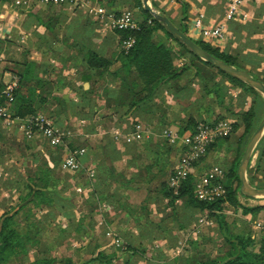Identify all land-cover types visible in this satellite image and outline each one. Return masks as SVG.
Masks as SVG:
<instances>
[{"label": "crops", "instance_id": "1", "mask_svg": "<svg viewBox=\"0 0 264 264\" xmlns=\"http://www.w3.org/2000/svg\"><path fill=\"white\" fill-rule=\"evenodd\" d=\"M151 3L156 10L166 14L177 26L186 27L188 33L192 30V26L200 14H204L206 24H211L223 18L226 7V0H151ZM132 8L128 0H92L90 3L81 6L45 5L39 3L38 0H34L28 7L17 6L14 0H3L0 3V42L7 43L10 53L16 54V58L8 61L10 66H6L10 70L1 73L0 82H7L13 76L18 75V72H23L32 66L34 76L31 81L23 85L24 92L27 95L34 92L38 96L37 99L39 97L40 99L47 98V106L52 104L48 106L52 109L49 110L48 116H55L56 118L59 116L77 117L79 127H86L90 123V128L86 131L87 134L85 135L83 132V138L84 136L89 138L91 134L99 132V123L91 124L94 119L100 121L98 116L107 115L109 121L113 123L111 127L101 130L105 136L95 145L96 147H89L94 151L97 149L98 153L96 155L93 152L92 155L90 153L89 162L83 169L88 182L85 183L84 179L75 181L73 178H71L73 180L69 178L64 186L61 193L62 198L66 202L69 201L71 206L67 203L63 206L61 202H57L53 207L41 211L45 217V229L41 232V236L47 232L49 223L69 227L72 222L75 223L80 219L82 213L86 212L87 216L83 225L85 232L76 237L75 231H64L63 240L55 243L53 249L45 248V244L49 243L50 240L41 239V243L28 246V253L20 261L10 264H46L49 261H52L49 264H101L99 261L91 263L92 259L96 257L93 252L95 247L98 248V252L105 251L107 254H115L109 264H123L125 258L122 251L125 248H123V243L128 241L137 246L148 248L150 250L148 257L150 256L149 259L152 261L144 258L138 259L152 262V264L157 262L155 256L158 251H162L167 257H169V251L175 252L174 257L183 253V241L186 240L185 232L189 227L184 230L171 231L169 236L168 232L160 233L157 229L153 231L151 228H147L149 226L145 225V220L139 224L132 216L124 212L117 214L116 208L108 201L96 203L92 209L87 205V200L90 198L94 186L98 192L106 188L108 200L115 202V205H118V202L112 199V195L115 193L118 196L123 195L124 190L120 184L108 174H104L106 186L97 183L98 165H103L107 173H110L108 167H114L116 173H122L126 178L138 175L142 166V160L139 159V155H134L133 151L136 149L140 154L144 148L141 146L137 148L139 145L137 142L126 143L123 137L132 131L128 132L126 120H144L143 114L142 117L139 113L130 114L129 117L123 112L118 114L107 112L105 114V108L102 106L103 98H116L123 95L122 77L118 78L109 72L101 75L87 62L89 54L94 52L112 61L109 66L110 71L121 70L120 52L124 50L122 33L112 28L110 21L113 16L116 17L123 11ZM244 9L248 12L249 18L243 22L229 21L227 23V38L222 42H210L198 34L192 38L204 40L220 51L237 56L240 63L243 64V68L252 70L253 73L264 78V0H245ZM155 37L160 39L165 38V35L162 31H158ZM181 60L177 61L178 65H181ZM120 73L122 74V71ZM132 75L133 79L137 78L135 72ZM38 78L43 81L40 82ZM192 78L193 75L191 74L184 77L183 80L187 82ZM38 80L39 84H37ZM192 84L197 85L195 82ZM177 94L168 91L161 92V97L157 98L160 103H157L154 109L160 104L179 105L182 100H186L187 105L184 104L182 107L184 113L188 112L189 109L187 110L186 107L194 106L196 97L189 91L177 92ZM199 96L201 97V95ZM182 97L184 99H181ZM57 100L75 107V113L71 112L72 114L67 115L64 108H60L58 103H54ZM83 100L89 102L85 109H82L81 103H79ZM39 112L41 111L37 113ZM216 112L214 108L211 111L214 114L211 115L202 112H189L188 115H182L177 111L173 117L179 116L184 119L182 117H188L192 114L195 117L208 116L211 118L209 116L215 117L219 113ZM168 117H170L169 113H167ZM176 121L174 119V123H172V119L168 118L165 125L175 124ZM146 124L150 127V131L153 130L150 124L147 122ZM0 129L4 131L3 129L7 128L0 125ZM67 131L69 136L74 135V132ZM117 131L125 132L120 142L115 136ZM153 131L146 138L153 140L150 139L152 148H159V143L153 138L155 136L152 135ZM25 137L28 138L26 135ZM33 138H37V140L30 146L24 147L28 156L30 154L32 156L34 154L44 155L51 167L58 169L59 166L62 169L60 164L66 154V148L50 145L40 134L28 139ZM38 139H44L45 144H42L41 140ZM68 145L70 148H76L70 142ZM89 148L87 147L88 151ZM261 150V147H255L250 158V165L256 163L258 159L264 160V153L261 155ZM28 156L26 155L22 160L11 155L9 164L0 163L2 168H0V218L4 214L16 212L20 207V196L26 183L29 182L28 178L33 175L39 165V162L32 158L28 162L27 158H30ZM142 159L145 160V157ZM169 161L170 169H173L178 161V149L175 147H172ZM145 163L150 162L146 159ZM9 166L12 168L9 169ZM88 167L94 171L93 176L89 174ZM66 172L70 176H79L82 171ZM156 187L158 184L155 185ZM152 193L155 195L154 190ZM124 194L128 196L127 201L133 209L140 211V206L145 199L138 202L134 201L133 197L144 196L146 198L149 195V190L145 187L134 191H125ZM132 194L135 196H131ZM76 197L81 198L79 205ZM121 197H123L122 203L126 201L124 196ZM160 203L166 207L160 206ZM177 206L180 220H182L188 216V208L181 200L178 201ZM170 210V207L167 206V200L160 199L159 203L150 205L149 218L154 222H160L169 214ZM117 237L122 242L120 246L115 241ZM158 262L164 264L163 259Z\"/></svg>", "mask_w": 264, "mask_h": 264}, {"label": "trees", "instance_id": "2", "mask_svg": "<svg viewBox=\"0 0 264 264\" xmlns=\"http://www.w3.org/2000/svg\"><path fill=\"white\" fill-rule=\"evenodd\" d=\"M128 1L138 12L136 14L138 28L135 30L119 31L122 33V38L133 36L136 39L133 47L129 50L124 49L120 52V61L122 63L121 70L110 71L109 66L112 64V61L97 53L92 52L87 57V62L90 67L97 69L101 75L109 72L111 75L118 78L122 77L121 81L123 84H121V86L124 89L123 95H119L116 98L108 97L109 102L106 104L107 107L112 110V113L118 114L123 112L125 115L128 114V117L133 113H139L141 117L143 114L144 120H148L147 123L151 124L149 123V117L147 115L149 113V105H156L158 103L157 98L161 97V92H174L178 95L177 92L189 91L195 80L192 78L186 82L183 79L192 74L193 77L195 76L200 79V87H202L201 90H203V93L201 94L202 99L208 100L209 97L212 99V93H214L216 103L221 105L223 97L225 98L222 93L223 91L224 93H227L228 89V86L225 83H231L241 87L244 91V96L249 94L254 96L251 106L241 111L240 115L241 125L244 127L243 136L246 137L259 120V115L257 113L258 107L256 105L257 101H259L257 98H260V95L246 83L218 70L210 62L201 59L184 44L176 40L161 22L157 21L150 12L144 9L142 0ZM178 27L185 33H188L186 27ZM158 31H162L165 38L156 39L155 34ZM195 41L215 57L237 68L248 71L251 75L260 79L264 83V78L243 68L237 56L220 51L218 48L212 47L211 44L204 40ZM179 59H182L181 65H178L177 63ZM103 68L105 69L102 70ZM120 71H122L123 75ZM133 72L137 75L136 79H133ZM213 72L216 73L217 76L213 74ZM17 74L20 77V86L16 90L13 103L15 114L20 117L36 114L42 104H47L48 100L47 98L40 99V97L37 99L38 96H36L34 92L29 95L24 92L23 85L33 79L34 69L32 66H29L23 72H18ZM218 76L219 79H216ZM39 80L40 82L43 81L42 79ZM39 80L37 81V84H39ZM191 93L192 92H190V94ZM211 99H209L208 102H211ZM260 101L261 103L263 102L261 99ZM79 103H81V108L85 109L89 102L83 100V102ZM208 106V109L212 108L211 103L208 104ZM219 117V115H216L213 120L222 119ZM128 121L129 120H126V122ZM200 121H212V119L210 120L208 117H195L190 114L187 120H185V124H181L179 128L181 131L193 130ZM131 123L132 125H135L137 121L133 120ZM165 123L166 120L159 122L160 125H165ZM232 125H234V128H237L240 126V123L235 122L232 123ZM162 127L164 128L165 126ZM162 127L159 133L162 132ZM229 136L213 142L208 148L206 154L214 145H216L217 141L221 142L227 140ZM151 140L137 145V148L141 146L145 151H150L149 153H143L141 151L139 154L136 149L133 151L134 155H139V159L142 160V166L139 174L136 176L126 178L122 173H116L114 167H108L107 169L108 171L110 170V173H107L106 168L103 165H98L99 173L97 175V183L99 185H105L104 174H108L120 184V187L124 191L123 195L118 196L117 193L112 195V199L118 202V205H115V202L108 200V190H106V188L105 190L101 189V192H98L94 186L90 198L87 200V205L91 209L96 203L108 201L111 205L113 204L114 208H116L118 211L117 214L124 212L125 214L132 216L139 224L145 220V225L149 226L147 228H151L153 231L154 229H157L160 233L168 232L169 236L171 231L180 229L184 230L187 227L192 226L194 220H198L204 212L215 219V223H217L219 228H226L227 224L224 221L225 214L222 211L225 203H231L236 206V208H241L244 214H256L257 212L264 210V204L246 206L240 201V197L246 196H243L239 192V180L237 176L239 157L233 159L227 170L223 169V178L220 180L218 179V181L223 184L225 193L213 200H201L196 197L195 187L197 180L192 173L188 174L187 178L182 181L180 187L177 189L170 186L169 180L174 171L173 169H170L171 164L169 158L173 146L165 139L162 144H159V148H152L153 145ZM260 147L262 148L261 155H263L264 136L256 145V148ZM85 148L87 153L83 158V162L87 164L89 162V156L93 153L96 155L98 150L96 149V151H94L91 148V150L88 151L87 147ZM143 157H145V160L147 159L150 163L146 164L145 160L142 159ZM204 157L199 161L203 160ZM199 161L195 165H197ZM38 162L39 165L36 168V171L33 175L29 176V182L25 185V188L28 190L27 194H21L20 196V207L16 212L4 214L3 217L0 218V264H10L20 261L23 256L28 253V246H35L41 243V239L50 240L53 244H50V242L46 243L45 248L53 249L55 243H59L63 240L64 231H75L76 237H79L85 232L83 225L87 216L86 212L82 213L80 219L75 223L72 222L69 227L49 223L47 232L41 236V232L45 229V217L41 211L53 207L57 202H61L63 206L66 205V203L70 206L71 204L69 201L66 202L61 194L69 179V175L57 172V168L51 167L46 158H43V161ZM84 172L85 170H82L81 174L85 176ZM258 173L264 175L263 159H258L255 166H251L250 162L248 164V179L251 178L250 176ZM67 176L68 178H66ZM164 176H169V178L167 179ZM78 177L71 176L70 178L75 179ZM156 184H158V187L155 188ZM145 187L149 190V195L142 202L140 211H136L127 201L128 196L125 195L124 192L126 190L128 192ZM153 190L155 191V195H152ZM121 196L126 198V201L123 203L121 202L123 199ZM160 199L167 200V206L170 207L171 210L160 222H154L149 218L151 212L150 205L159 203ZM179 200L184 202V205L187 206V210L189 211L188 216L182 218V220H180V215L178 213L177 203ZM263 200L264 199L257 201ZM20 218H22V220H20ZM262 222L263 227L261 229H263V231L258 238L254 237L247 231L238 234H227L225 239L227 247L224 253L220 256H205L204 254L206 252L201 249L202 242L193 238H188L186 240L183 253L173 259H169L162 251H158L157 254L164 260V264H264V218ZM21 225H23L22 228ZM51 226H53L56 231L51 230ZM123 248L122 251L125 255L123 264H135L138 260L137 258L150 260V256L148 257L150 250L146 247L137 246L128 241L125 242V244L123 243ZM93 252L96 257L92 259L91 263L99 261L101 264H109L115 256V254H107L105 251L98 252L97 247L93 248ZM150 254L152 255V253ZM51 262L52 261H49V263ZM154 264L161 263L154 262Z\"/></svg>", "mask_w": 264, "mask_h": 264}, {"label": "rangeland", "instance_id": "3", "mask_svg": "<svg viewBox=\"0 0 264 264\" xmlns=\"http://www.w3.org/2000/svg\"><path fill=\"white\" fill-rule=\"evenodd\" d=\"M3 0H0V3H2ZM131 11H133L135 17L136 14L138 13L136 9L132 8ZM9 45L7 43L4 42H0V75L3 71H9L10 68H7L9 65L8 61H11L12 59L16 58V54L10 53L9 51ZM189 59V58H188ZM243 65V64H242ZM7 66V67H6ZM6 67V68H5ZM5 68V69H4ZM195 70V69H194ZM251 72L253 73V71L251 70ZM213 74H215L217 76L216 73L213 72ZM261 77V76H259ZM8 78V77H6ZM193 79L195 80V85H192L189 89L190 92H192V94L196 97L195 100V104L192 107H186V109L189 111L186 113H184L183 111V105L186 104L187 102L186 100H182L179 105L174 104V105H170V104H165V105H159L156 106L153 104H150V108H149V113L147 114L149 117V123H151L150 125L152 126L151 128L154 130L152 135H155L153 138L156 139V141L159 144H162V142H164L165 138L162 135V133H159V131L161 130L162 126H171V127H175V128H179L177 126H180L181 124H185V120H187L188 117H182L184 119H181L179 116H177V118L173 117L174 113H176L178 111V113H182V115H188L189 112H202L203 114H214L211 113L212 108H214L215 113H217L216 111H218L219 113V118H224L227 120H230L232 123L238 122L240 123V126L237 128H234L233 125V131L231 133V135L229 136V138L227 140H223L221 142L216 143V145H214L212 147V149H210V151L206 154V156L203 158V160L199 161V163L192 169V174L196 177V180L198 181L210 168L214 167V166H219L225 170H227L229 168V166L231 165L233 159L235 157H239V160L241 158V155L243 153L244 147L250 137V135L253 133V131L255 130L258 122L260 121V119L262 118V116L264 115V98L262 96H260V98H257L259 101H257V113L259 115V120L257 121L256 125L252 128L251 132L246 136H243L244 133V127L241 125V121H240V115H241V111L249 108L251 106V104L253 103L252 99L254 96H252L251 94L249 95H243L244 91L241 87L233 85L231 83H225L228 86L227 89V93H222V95L225 96V98L223 97V101L221 102V105H219L218 103H216V97L215 94L212 93V99L209 97V99H211V102H208L207 99H202V96L200 97L199 95H201L203 92L202 87H200L201 82L200 79L198 77H193ZM216 79H219V76L216 77ZM105 96V95H104ZM184 99V98H181ZM260 99L263 101L261 103ZM108 98H103V105L105 110V114L108 112H112V110L107 107V103ZM165 100V99H164ZM206 100V101H205ZM167 102V100H165ZM53 103V102H52ZM54 103H58L59 106H61L60 108H64V111L67 112V115L72 114L71 112L75 113V107H73L72 105H69L68 103H64L63 101L57 100ZM160 102H158L159 104ZM165 103V102H164ZM171 103V102H168ZM212 104V108L208 109L209 106L208 104ZM48 104V103H47ZM47 104H42L41 108L38 111H41L43 113L46 114H50L49 110H52L51 108H49ZM46 107V110H44ZM152 107V109H151ZM108 110H107V109ZM209 112V113H208ZM167 113H169L168 117L169 119H172V123H174V119L177 120L175 124H171V125H160L159 122L162 120H166L167 118ZM101 114V113H100ZM217 114V115H218ZM75 115V114H74ZM208 117V116H207ZM211 117L210 120L214 117ZM54 122L61 126V127H65L67 130H70L72 132H74V135H71L67 138V143L69 144V142L71 143L72 146H76V147H96L95 145H97L100 142V139L105 136L104 134H102L101 130L107 129L109 127H111L113 125L112 121H109L107 115L106 116H98L99 120H92L91 124H95V123H99L100 128H99V132L98 133H93L91 134V136L88 138L86 136H83V132H85V135L87 134L86 131L90 128V123L84 127V126H78V120L77 117L74 116H59L58 118H56L55 116H52ZM174 118V119H173ZM179 118V119H178ZM58 121H57V120ZM135 119H130L127 123H126V128L129 131L132 130L133 126L132 125V121ZM137 122H143L146 123L148 122V120H136ZM59 122V123H58ZM61 122V123H60ZM147 125V124H146ZM94 126V125H91ZM161 126V127H160ZM148 128H150L148 126ZM163 128V127H162ZM180 129V128H179ZM4 131H2V129H0V163L4 162V165L9 164L10 160H11V155L12 156H16V158L19 159H24L26 157V155L28 156V153L24 150V147L30 146V144H33L37 138H33V139H28L25 137V133H23V129L19 126L16 125L13 128L10 129H3ZM84 130V131H83ZM181 130V129H180ZM23 131V132H22ZM150 131V132H151ZM121 135L118 138V142H120V140H122V137L124 135V131L120 132ZM73 134V133H72ZM148 137V136H146ZM143 138L141 141L137 142L138 144H142L145 141L150 140V138ZM106 138V137H105ZM41 140L42 144H45L44 139H38ZM90 149V148H89ZM91 150V149H90ZM149 153L150 151H142ZM27 158V161L29 162L31 160V158L33 160H37V161H43V156H41L40 154H34L33 156L30 154ZM167 159V157H166ZM251 166H255V163H252ZM1 168V167H0ZM9 169L12 168L11 166L8 167ZM57 168V167H56ZM2 169V168H1ZM0 169V171H1ZM57 172L61 173V174H68V172L62 170L59 168L57 169ZM58 176V175H57ZM66 176V175H65ZM71 176L69 175V178ZM78 177V176H77ZM167 179L169 178V176H164ZM251 178H249V182L257 187H264V175L263 174H254L252 176H250ZM68 178V176L66 177ZM84 175H79L78 178H75L74 180L76 181L77 179H84L85 183L88 182V178ZM71 179V178H70ZM73 180V179H71ZM127 191V190H126ZM28 192V190L25 188L24 191L22 192V195H26ZM131 196H135L134 194H132ZM134 201H138V202H142L145 197L144 196H135L133 197ZM77 199V204L79 205L81 198L76 197ZM73 200V199H72ZM240 201L246 205V206H253L256 204H264V200L263 201H257L254 199H250V200H246L243 197H240ZM103 202V201H102ZM105 202V201H104ZM75 206V205H74ZM160 206L162 207H166V205L161 204ZM223 213L225 214V218L224 221L226 222V228H219L217 223H215V219L211 216H208L206 212H204L203 214H201L200 218L198 220H194V223L192 224V226H190L186 232V240L188 238H193V239H198L202 242V246L201 249L204 250L206 253L204 254L205 256H220L224 253V251L226 250V236L227 234H238L241 232H250L254 237L258 238L261 234L263 229H261L263 226V218H264V210H261L259 212H257L256 214H252V213H247L244 214L242 212L241 208H236V206L232 205L231 203H225L223 206ZM169 212V211H168ZM203 216L208 217L209 222H201L200 219H203ZM202 217V218H201ZM259 224V225H258ZM51 230H55L56 229L51 226ZM186 240L183 241L184 246L186 243ZM175 255V252L169 251V259H173ZM176 257V256H175ZM138 259V258H137ZM155 261H161V258L159 257L158 254H156L155 256ZM137 264H152V262H147L145 260H139L136 262Z\"/></svg>", "mask_w": 264, "mask_h": 264}, {"label": "built area", "instance_id": "4", "mask_svg": "<svg viewBox=\"0 0 264 264\" xmlns=\"http://www.w3.org/2000/svg\"><path fill=\"white\" fill-rule=\"evenodd\" d=\"M34 0H14L17 6H29ZM45 5H70L81 6L90 3L92 0H38ZM245 0H226V7L223 18L220 21L206 24L204 14H200L190 30V37L196 34L210 42H222L227 38V23L232 20L246 21L249 18L248 12L244 9ZM112 28L125 31L138 28V21L131 10L123 11L118 16H113L110 21ZM188 33V34H189ZM135 37L129 36L122 39V47L129 50L135 44ZM20 86V77L15 75L7 82H0V125L10 129L19 125L28 138L37 134L42 135L52 146H63L66 148V154L61 160V168L66 171L80 172L86 167L83 158L86 156L85 147L70 148L67 143L69 132L58 126L53 118L45 113H36L20 117L15 114L13 103L16 90ZM149 128L146 123L137 122L130 133L125 134L123 140L132 144L139 142L149 135ZM233 125L230 120L216 119L212 121H200L193 130L181 131L179 128L166 126L162 130V135L170 145L178 149V161L173 168V175L169 183L170 186L177 189L188 174L192 173L195 164L206 155L208 148L218 139L231 135ZM116 133V139L121 135ZM89 174L93 176L94 171L87 168ZM224 175L223 168L214 166L210 168L197 182L195 194L201 200H213L225 193L223 184L218 181ZM246 200L250 198L243 197ZM202 218V217H201ZM201 222H209L208 217L203 216ZM259 225V224H258ZM118 246L122 244L117 237L115 239Z\"/></svg>", "mask_w": 264, "mask_h": 264}, {"label": "water", "instance_id": "5", "mask_svg": "<svg viewBox=\"0 0 264 264\" xmlns=\"http://www.w3.org/2000/svg\"><path fill=\"white\" fill-rule=\"evenodd\" d=\"M144 9L150 12L154 18L161 22L163 26L169 31L176 40L184 44L194 54L201 59L210 62L215 68L222 72L241 80L242 82L253 88L260 96L264 98V83L251 75L248 71L237 68L231 64H228L221 59L215 57L209 51L201 47L192 37L182 31L166 14L160 12L154 8L151 0H142ZM264 136V115L258 122L255 130L250 135L241 158L237 166V176L239 180V192L250 199L261 200L264 199V187H257L249 182L247 175V168L250 162L251 155Z\"/></svg>", "mask_w": 264, "mask_h": 264}]
</instances>
